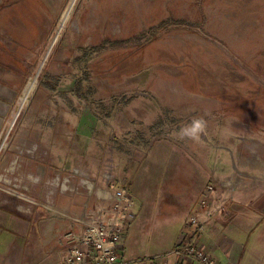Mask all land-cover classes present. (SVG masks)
<instances>
[{
  "label": "rangeland",
  "instance_id": "374dc122",
  "mask_svg": "<svg viewBox=\"0 0 264 264\" xmlns=\"http://www.w3.org/2000/svg\"><path fill=\"white\" fill-rule=\"evenodd\" d=\"M7 19L16 51L38 56L2 129L0 167L20 152L30 162L36 142L49 197L73 189L66 179L102 198L98 185L125 189L136 215L126 261L172 253L190 201L229 217L216 176L256 170L247 183L264 186V0H0ZM46 179L33 196L29 178L1 176L0 206L40 202ZM189 181L201 190L173 197Z\"/></svg>",
  "mask_w": 264,
  "mask_h": 264
},
{
  "label": "crops",
  "instance_id": "0c3cea01",
  "mask_svg": "<svg viewBox=\"0 0 264 264\" xmlns=\"http://www.w3.org/2000/svg\"><path fill=\"white\" fill-rule=\"evenodd\" d=\"M3 12V16L7 18L13 17V11L10 9H5ZM13 32L14 26L10 19L3 23L0 22V145L3 139L2 129L8 122L15 103L27 87L33 65L36 64L37 60L32 62L31 58L35 55L38 56L32 51L36 48L35 45L22 48V52L16 51ZM27 142V139H20L16 143L26 146ZM38 147L39 143L33 142L31 143L32 151L23 154L24 157H30V162L25 158L21 160L22 152H20L10 159L6 167H0V169L2 168L0 177L18 175L29 178L33 184L30 191L33 196L38 192L37 185L44 177L47 178L44 188L46 200L42 197V200L38 202L31 197L32 200L26 201L28 205L16 207L19 212L12 207L0 206V264H66L61 253L60 237L66 231L82 229L70 217H76L90 208L102 207L103 199L107 198L90 193L82 185L84 190H80L69 179L66 180L73 186V189L65 190L66 192L53 191L49 197V186L52 184L50 185L51 179H48L51 177V173L46 168L43 171L37 169V160L40 161V158H35ZM2 160L3 158H0V161ZM257 162L264 163L263 158L257 156V161L254 163ZM12 167L13 170H11ZM37 170H40L39 173ZM255 173H257L256 170L235 168L223 176H216L213 181L217 185L215 196L218 192L227 193L230 196V201L227 204L230 216L226 218H223L222 215L213 217L198 231L200 246L212 256L215 264H264V186L248 185L247 183L260 177ZM60 176L61 174L55 180L59 179V184H61L59 186L63 187L66 180L61 183ZM83 177H88L96 185L92 176L83 175ZM233 179L237 181L227 186L226 182ZM189 183L183 191L173 192V197L177 198L180 194L186 195L187 189H191L196 195L199 191L197 188L201 187L196 185L193 187L190 181ZM58 187L54 188L58 189ZM98 187L104 189L105 192H113L99 185ZM188 204L187 209L190 211V217L200 211L201 204L197 201L195 203L190 201ZM21 207L26 210H22ZM251 230L253 236L250 238L247 233ZM188 231L186 228L178 239L180 240L181 236ZM179 240L175 243V247ZM247 251L250 256L243 260ZM120 258L128 262L121 254ZM162 259L157 260L158 262L152 259L148 264H162ZM175 259V256L170 257L171 262H174ZM128 263L141 264L139 259H133Z\"/></svg>",
  "mask_w": 264,
  "mask_h": 264
},
{
  "label": "built area",
  "instance_id": "2783aa9c",
  "mask_svg": "<svg viewBox=\"0 0 264 264\" xmlns=\"http://www.w3.org/2000/svg\"><path fill=\"white\" fill-rule=\"evenodd\" d=\"M100 208H90L76 217H70L81 226L80 231L69 230L60 237L61 253L66 264H130L121 260L126 227L136 219L133 200L125 189H117L110 198L103 199ZM204 201L200 211L191 215L187 233L162 264H215L212 256L200 246L198 231L216 210L208 212ZM218 209V208H216ZM175 256L174 262L170 257Z\"/></svg>",
  "mask_w": 264,
  "mask_h": 264
},
{
  "label": "bare ground",
  "instance_id": "6f19581e",
  "mask_svg": "<svg viewBox=\"0 0 264 264\" xmlns=\"http://www.w3.org/2000/svg\"><path fill=\"white\" fill-rule=\"evenodd\" d=\"M234 181H235V180L233 179V180H230L228 183L231 184V183L234 182ZM88 187L90 188L91 191H94V190H93V189H94V185H93V184L88 185ZM89 188H88V189H89ZM98 193H99L100 196H104V197L110 198V197H109V194L106 193L104 190H100ZM110 196H111V195H110Z\"/></svg>",
  "mask_w": 264,
  "mask_h": 264
}]
</instances>
